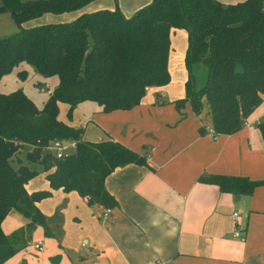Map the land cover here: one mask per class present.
<instances>
[{"label": "trees", "instance_id": "1", "mask_svg": "<svg viewBox=\"0 0 264 264\" xmlns=\"http://www.w3.org/2000/svg\"><path fill=\"white\" fill-rule=\"evenodd\" d=\"M95 1L1 0L0 11L12 12L19 30L0 38V81L26 63L45 78L57 77L58 84L41 110L21 90L0 92V264L25 249L37 227L52 237L37 206L51 192L29 194L25 188L40 173L46 174L51 190L75 192L88 206L109 210L118 206L105 188L106 178L129 164L145 166V157L111 140L83 141L82 129L59 120V104L66 105L69 120L83 102L96 103L104 113L139 105L148 88L169 82L171 29L186 34L187 77L183 98L173 102L176 111L188 103L199 116L204 105L209 129L231 135L264 101L263 0L233 5L215 0H152L130 18L116 8L82 13L69 22L24 26L47 14L80 11ZM196 64L206 69L199 89L191 73ZM26 75L19 73L22 79ZM256 127L264 144V121ZM53 141H74L76 147L69 156L56 159L48 150ZM198 182L233 196L249 195L259 184L225 176ZM11 211L21 214L27 224L6 235L1 223Z\"/></svg>", "mask_w": 264, "mask_h": 264}, {"label": "crops", "instance_id": "2", "mask_svg": "<svg viewBox=\"0 0 264 264\" xmlns=\"http://www.w3.org/2000/svg\"><path fill=\"white\" fill-rule=\"evenodd\" d=\"M151 1L97 0L88 5L90 11L83 10L86 6L71 12L73 15L65 22L82 13L116 8L129 18ZM215 1L233 5L242 0ZM48 20L44 24L51 23ZM32 21L29 26H33ZM185 47V32L171 29L169 82L163 87L148 88L134 108L104 113L96 103L83 102L74 109L70 122L58 116L71 127L82 129L83 141L117 142L145 157L146 165L129 164L106 178L105 188L118 206L110 209L105 218L102 206H88L75 192L51 190L45 173L31 179L25 185L29 194L51 192V197L37 206L47 219L52 237H46L43 229L37 227L30 243L31 247L35 240L34 250L36 243L42 246L39 262L264 264V144L256 127L264 121V101L238 132L212 138L207 132V111L202 120L201 115L192 113L188 103L179 111L173 105L184 96ZM210 176L245 178L259 184L249 195L233 196L214 185L198 182L199 178ZM62 205L64 212L70 214L65 234L57 235L50 220L54 219L53 207ZM232 213H237L235 219L231 218ZM6 220L1 229L7 235L3 228ZM13 222L14 229L27 224V220L17 216H13ZM235 230L237 238L233 237ZM27 251L21 250L3 264H35L37 259Z\"/></svg>", "mask_w": 264, "mask_h": 264}, {"label": "rangeland", "instance_id": "3", "mask_svg": "<svg viewBox=\"0 0 264 264\" xmlns=\"http://www.w3.org/2000/svg\"><path fill=\"white\" fill-rule=\"evenodd\" d=\"M19 1L27 2V1H36V0H19ZM0 4H1V0H0ZM90 8L91 6H88L87 9H83V10L85 12L90 11L91 10ZM12 14L13 13L9 11H0V38L8 37L19 30L16 22L14 21ZM69 15H73V13H68L66 15L47 14L32 21V25L35 26L36 24L33 22H37L39 25L44 24V21L46 19H49L47 22H51V23L65 22L67 20V17H70ZM29 22L24 26L30 24ZM21 72H26L27 75L25 79L20 78L19 73ZM191 73L193 75L192 77H193L195 89L201 88L204 84V80L206 76L205 67L201 64H196L192 66ZM57 84H58L57 77L54 76V77L45 78L40 74H38L30 65L26 63H20L17 67L13 69L11 73L5 75L1 79L0 92L3 94H10L17 90H21L32 100L35 106L39 110H41L49 94L56 88ZM90 105H95V104H90ZM205 113H206V109L205 106L203 105L200 114L201 115L200 118L202 120L205 119L206 116ZM59 115H60V119L66 120V122H70V120L72 119L71 118L69 120L67 118L66 105L65 106L61 105V107H59ZM13 167L17 168L16 165H13ZM64 208L65 205L60 206V208L53 207L54 219L50 220V225L52 226V229L53 227L55 228V233L57 235L65 234L67 230V221L69 219L68 215L70 213L64 212ZM13 216H17L19 219L26 220L21 214H19L16 211L9 212V214L5 217L7 220L5 222L6 224H4L3 227L4 230L8 232L7 235H10L13 232V229L15 228L13 222ZM16 229H14V231ZM34 243L35 240L33 241L31 247L29 244L27 247H25V249L28 250L27 251L28 255L34 256L37 259L35 260L37 261L35 264H42L38 260V254H39L38 251L34 250Z\"/></svg>", "mask_w": 264, "mask_h": 264}, {"label": "built area", "instance_id": "4", "mask_svg": "<svg viewBox=\"0 0 264 264\" xmlns=\"http://www.w3.org/2000/svg\"><path fill=\"white\" fill-rule=\"evenodd\" d=\"M207 132L212 138H216L217 134L213 133L211 130H208ZM75 147H76V142L74 141H71V142L53 141L49 144L48 150L54 153L56 159H63L69 156L72 153V151L75 149ZM109 211H110L109 209H105V212L103 214L104 218L108 215ZM236 217H237V213L231 214L232 219H235ZM233 237L234 238L239 237L237 230L233 232ZM35 249L37 251H42L41 244L36 243Z\"/></svg>", "mask_w": 264, "mask_h": 264}]
</instances>
